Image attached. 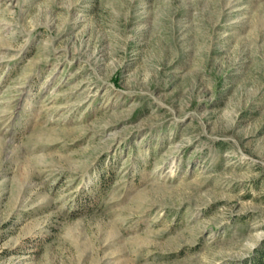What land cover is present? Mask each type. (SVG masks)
<instances>
[{
  "label": "rangeland",
  "instance_id": "rangeland-1",
  "mask_svg": "<svg viewBox=\"0 0 264 264\" xmlns=\"http://www.w3.org/2000/svg\"><path fill=\"white\" fill-rule=\"evenodd\" d=\"M261 247L264 0H0V264Z\"/></svg>",
  "mask_w": 264,
  "mask_h": 264
},
{
  "label": "trees",
  "instance_id": "trees-1",
  "mask_svg": "<svg viewBox=\"0 0 264 264\" xmlns=\"http://www.w3.org/2000/svg\"><path fill=\"white\" fill-rule=\"evenodd\" d=\"M264 247H261L257 250V255L253 258L251 264H264Z\"/></svg>",
  "mask_w": 264,
  "mask_h": 264
}]
</instances>
